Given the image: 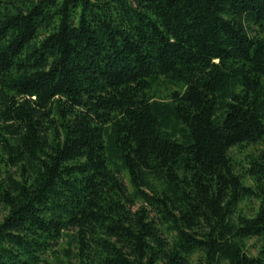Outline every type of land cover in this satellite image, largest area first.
Wrapping results in <instances>:
<instances>
[{
    "label": "trees",
    "instance_id": "obj_1",
    "mask_svg": "<svg viewBox=\"0 0 264 264\" xmlns=\"http://www.w3.org/2000/svg\"><path fill=\"white\" fill-rule=\"evenodd\" d=\"M0 264H264V0H0Z\"/></svg>",
    "mask_w": 264,
    "mask_h": 264
},
{
    "label": "rangeland",
    "instance_id": "obj_2",
    "mask_svg": "<svg viewBox=\"0 0 264 264\" xmlns=\"http://www.w3.org/2000/svg\"><path fill=\"white\" fill-rule=\"evenodd\" d=\"M232 153L240 161V158L242 157V154L238 153V151H236L234 149H233ZM125 182H126V179H125ZM256 205H257L256 201L255 200H251V201L245 202L244 205H242V208H243V210L248 211L250 208L256 207ZM252 243H253V240H250L249 244L251 245ZM251 250H253V249H251Z\"/></svg>",
    "mask_w": 264,
    "mask_h": 264
}]
</instances>
